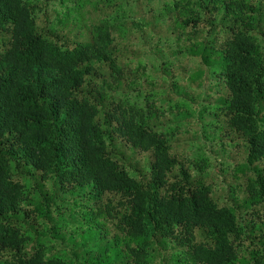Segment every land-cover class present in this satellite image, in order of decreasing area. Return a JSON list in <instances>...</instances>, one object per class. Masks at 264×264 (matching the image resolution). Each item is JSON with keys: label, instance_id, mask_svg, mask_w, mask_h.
<instances>
[{"label": "trees", "instance_id": "16d2710c", "mask_svg": "<svg viewBox=\"0 0 264 264\" xmlns=\"http://www.w3.org/2000/svg\"><path fill=\"white\" fill-rule=\"evenodd\" d=\"M56 1L40 27L37 0H0V264H264V0ZM142 14L156 48L176 46L200 60L196 78L217 81L201 113L243 145L236 206L192 178L198 160L168 143L178 128L149 124L165 114L157 92L132 87L148 79L129 25ZM110 136L150 154L141 178ZM32 173L51 184L28 207L44 234L23 217ZM63 232L79 241L58 245Z\"/></svg>", "mask_w": 264, "mask_h": 264}, {"label": "rangeland", "instance_id": "374dc122", "mask_svg": "<svg viewBox=\"0 0 264 264\" xmlns=\"http://www.w3.org/2000/svg\"><path fill=\"white\" fill-rule=\"evenodd\" d=\"M130 1V0H128ZM133 1V0H132ZM131 1V2H132ZM40 11L37 12L38 24L40 27L48 20L52 22L55 12L61 11L56 0H37ZM130 4V2H125ZM112 4V2H108ZM131 3L130 5H133ZM131 30H133L134 47L141 55V61L145 64L148 79L134 83L133 86L124 88L123 93L130 94L131 99H135L136 91L157 92L156 106L164 110L163 116L150 120V125L157 131L170 132L168 134V143L172 146L173 152L184 154L189 159H197L198 164L190 169L193 179L204 180L205 183L211 184L213 187V198L219 203L236 206L243 199L238 196V191H233L235 182L231 176L233 168H240L245 165V152L243 145L237 139L222 136L215 131L210 122L213 120L211 114L201 113L205 105L213 103L216 98V79L214 77L196 78L195 72L204 68L200 64L198 58H190L185 52H178L176 46L156 48L155 35L148 26L152 20L142 14L130 18ZM149 22V23H148ZM129 28V29H130ZM149 38V39H148ZM166 46V45H164ZM176 52L175 55L172 52ZM216 82V83H215ZM132 86V87H131ZM121 93L122 95H124ZM120 94V93H119ZM141 103L140 100H137ZM183 104L184 107L176 108L175 103ZM171 106V109H170ZM108 144L113 153L119 158L128 169L132 176L141 178L150 163V154L138 152L131 148L118 137L110 136ZM206 158V163H202L201 159ZM264 167V161L261 162ZM238 168V169H239ZM37 181V182H36ZM29 183L32 185L34 193L33 199L29 204L24 206L25 225H30L33 231L44 234V227L39 226L33 221L35 217L33 210L28 209L30 206L44 204L41 194L50 195V183L38 185V176L30 174ZM72 194H66L63 198H71ZM245 208L239 209L238 215H244ZM56 215L49 218L52 223L56 221ZM63 220L74 223L80 222L77 216H69L66 214ZM22 220L21 217H19ZM59 220H62L61 218ZM247 219H244L245 223ZM48 223V222H47ZM51 224V223H49ZM50 225H46L48 228ZM58 245L71 248L74 241H79L78 235L70 236V233H61L57 236ZM65 240V243L60 241Z\"/></svg>", "mask_w": 264, "mask_h": 264}]
</instances>
